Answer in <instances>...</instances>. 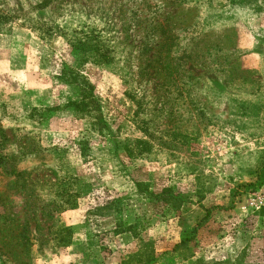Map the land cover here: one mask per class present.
<instances>
[{"label": "rangeland", "instance_id": "1", "mask_svg": "<svg viewBox=\"0 0 264 264\" xmlns=\"http://www.w3.org/2000/svg\"><path fill=\"white\" fill-rule=\"evenodd\" d=\"M263 163L264 0H0V264H264Z\"/></svg>", "mask_w": 264, "mask_h": 264}, {"label": "trees", "instance_id": "2", "mask_svg": "<svg viewBox=\"0 0 264 264\" xmlns=\"http://www.w3.org/2000/svg\"><path fill=\"white\" fill-rule=\"evenodd\" d=\"M203 1L205 0H195V2H197L198 4ZM250 1L251 0H226L227 5H231V6L245 5L247 4V2H250ZM69 75H71V78L68 81L76 83V85L79 87L80 97H81L79 100V104H81L82 109L87 108L88 106H91L94 109L95 115H96L95 116L96 124L98 125V130H102V128L105 127V123L103 121L102 114L99 111V104H98L97 98L93 94V85L90 83V81L85 76H83L82 74L78 72H74L73 70L62 71L59 77L64 78V76L67 77ZM255 178L256 179L254 180V184L256 185H252L250 187V190L258 189L261 185L264 184V163L257 170ZM145 196L150 201L160 202L163 205H165L167 208H170L175 211L181 209L184 204L190 202V199L187 194L176 192L171 187H165L158 192L148 191ZM209 214H210V210L207 209L205 211V215L202 217L201 220L202 221L205 220L209 216ZM197 228H198V224L193 228V234L196 232ZM190 238H192V236L186 235L183 239L180 240L179 243L175 245L174 248H177L180 245L186 244ZM120 263L124 264L123 261L121 260L117 261V264H120ZM211 264H216V262H213ZM226 264H230V263L226 262Z\"/></svg>", "mask_w": 264, "mask_h": 264}, {"label": "built area", "instance_id": "3", "mask_svg": "<svg viewBox=\"0 0 264 264\" xmlns=\"http://www.w3.org/2000/svg\"><path fill=\"white\" fill-rule=\"evenodd\" d=\"M246 205L248 210L253 213H258L264 209V184L258 189L249 192Z\"/></svg>", "mask_w": 264, "mask_h": 264}, {"label": "crops", "instance_id": "4", "mask_svg": "<svg viewBox=\"0 0 264 264\" xmlns=\"http://www.w3.org/2000/svg\"><path fill=\"white\" fill-rule=\"evenodd\" d=\"M95 256H97V260H99L98 262L99 264H110L109 262L118 260L116 254H114L113 257H110V256H104V253L99 252L96 253Z\"/></svg>", "mask_w": 264, "mask_h": 264}]
</instances>
